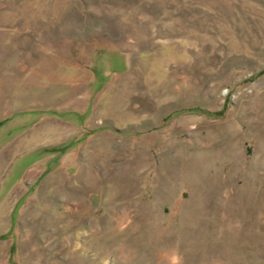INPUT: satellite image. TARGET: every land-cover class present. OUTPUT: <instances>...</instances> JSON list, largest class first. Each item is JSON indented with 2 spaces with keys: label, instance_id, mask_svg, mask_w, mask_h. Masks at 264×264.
<instances>
[{
  "label": "rangeland",
  "instance_id": "rangeland-1",
  "mask_svg": "<svg viewBox=\"0 0 264 264\" xmlns=\"http://www.w3.org/2000/svg\"><path fill=\"white\" fill-rule=\"evenodd\" d=\"M4 56L56 99L0 117V264H264V0H0Z\"/></svg>",
  "mask_w": 264,
  "mask_h": 264
},
{
  "label": "crops",
  "instance_id": "crops-1",
  "mask_svg": "<svg viewBox=\"0 0 264 264\" xmlns=\"http://www.w3.org/2000/svg\"><path fill=\"white\" fill-rule=\"evenodd\" d=\"M50 57H43L42 62L32 61L31 63L23 60L17 67L12 65L13 62L7 56L0 59V117L12 115L8 110V99L10 96L19 97L21 100L25 99L27 104H32V106L35 104L40 105L41 101L47 100L49 102L56 99L55 97H50L51 92H47L48 97H43L42 93L46 95V92L37 87L42 84L51 85L50 72L53 68H51L48 61ZM36 64H41L40 66L43 67H38ZM17 107L24 109L25 105L22 102H19V104L12 103L11 108L16 109ZM16 148H23V143L17 145Z\"/></svg>",
  "mask_w": 264,
  "mask_h": 264
},
{
  "label": "bare ground",
  "instance_id": "bare-ground-1",
  "mask_svg": "<svg viewBox=\"0 0 264 264\" xmlns=\"http://www.w3.org/2000/svg\"><path fill=\"white\" fill-rule=\"evenodd\" d=\"M35 140L33 139V137H30L29 139H26L25 140V144H23V148H25L27 145H30V144H32L33 142H34ZM6 210V207H4L2 210H1V212H0V218H1V216L3 217V212Z\"/></svg>",
  "mask_w": 264,
  "mask_h": 264
},
{
  "label": "trees",
  "instance_id": "trees-1",
  "mask_svg": "<svg viewBox=\"0 0 264 264\" xmlns=\"http://www.w3.org/2000/svg\"><path fill=\"white\" fill-rule=\"evenodd\" d=\"M190 110H196V111H200V112H205V110L201 109V108H192ZM208 115H211V116H221L222 112H213V111H210V112H207Z\"/></svg>",
  "mask_w": 264,
  "mask_h": 264
}]
</instances>
